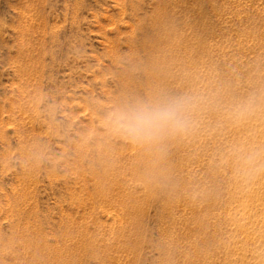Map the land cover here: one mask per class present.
<instances>
[{"label": "rangeland", "instance_id": "374dc122", "mask_svg": "<svg viewBox=\"0 0 264 264\" xmlns=\"http://www.w3.org/2000/svg\"><path fill=\"white\" fill-rule=\"evenodd\" d=\"M176 96L186 132L110 128ZM260 109L264 0H0V264H256L228 216Z\"/></svg>", "mask_w": 264, "mask_h": 264}, {"label": "clouds", "instance_id": "9594fccd", "mask_svg": "<svg viewBox=\"0 0 264 264\" xmlns=\"http://www.w3.org/2000/svg\"><path fill=\"white\" fill-rule=\"evenodd\" d=\"M194 105L192 97H164L156 103L129 102L117 108L108 117L110 128L138 143L150 144L165 133H183L191 126L189 112ZM256 99L249 97L236 106L237 118L251 114Z\"/></svg>", "mask_w": 264, "mask_h": 264}, {"label": "bare ground", "instance_id": "6f19581e", "mask_svg": "<svg viewBox=\"0 0 264 264\" xmlns=\"http://www.w3.org/2000/svg\"><path fill=\"white\" fill-rule=\"evenodd\" d=\"M144 45H147V44H144ZM151 62H149V60H148V63H151ZM148 63H147V66H148ZM154 63H156V62L154 61ZM157 67H158V63H157ZM260 110H262V109H260ZM253 111H255V110H253ZM262 111H264V109ZM259 121L264 123V116L259 117ZM255 126H256V123H255ZM250 127H251V125H250ZM256 132L257 131L255 130V133ZM252 136H254V135H252ZM251 137H250V139H251ZM251 140H249L251 142V145H253V147L256 146L255 148L258 151L259 150L260 151H259V153H255L254 152L255 154L254 153L251 154V153L248 152V154H247L248 156L246 158H248L247 160H250L251 163H254L255 166H253V165L250 166V168L248 170L245 169L246 171H243L242 170L244 172V174H243L244 176L243 177H244V180H245V184L246 185H244V183L242 184V186H240L241 184H239L240 187H238V186L235 185L236 188L232 192L230 191L231 193L229 194V195L232 194V196H233L232 198H234V197H238V195H239L238 194V190L241 193L243 191V194H241V195H243L244 197L241 198L242 200L240 202H238L237 207L234 206L235 209L237 208V210H236L237 214L236 215H240V217H237L239 219H237V218L235 219V215H234V217L233 216L232 217L228 216V217L236 220L235 224L237 225L236 227H238L237 229H240L241 232H243V233L239 232L240 235H242V239L239 236L240 239H241L240 244H242V240L244 242L243 244H245V243L246 244H248V243L254 244V246H255L254 248L255 249L253 248L254 251L253 252L250 251L252 254L250 255V252H249V255L251 257L254 256V260L256 259V264H264V247H261L259 245V244H263L264 243V138H261L260 139V137L256 135V136H254V138L252 137ZM245 155H246V153H245ZM256 165H258L259 167H256ZM236 173H238V172H236ZM249 184H251L252 186H250ZM239 197L237 198L238 200H239ZM231 209H233V208H231ZM233 211L235 212V210H232V212ZM238 211H239V213H238ZM230 213H231V211H230ZM230 213H229V215H230ZM233 231H235V228H234ZM236 232H238V231H236ZM240 239H239V241H240ZM233 241H234V239H233ZM256 244H258V247L259 248L256 246ZM245 246L246 247H251L249 244L248 245H245ZM252 247H253V245H252ZM252 247L250 249H248V250H251ZM244 248H242V250ZM243 251H245V249ZM241 254L243 256L245 255L243 253H241ZM247 255H248V253H247ZM239 256H240V254H239ZM247 257L249 258V256H247ZM242 259L243 260H241V258L240 259H237L236 258L235 259L236 260V263H237V260L244 262V257ZM254 260L252 259L253 263H254ZM247 261H250V260H247ZM243 264H245V263H243Z\"/></svg>", "mask_w": 264, "mask_h": 264}]
</instances>
